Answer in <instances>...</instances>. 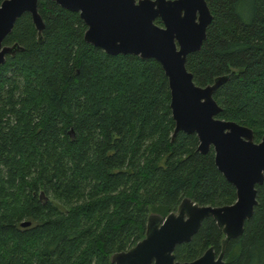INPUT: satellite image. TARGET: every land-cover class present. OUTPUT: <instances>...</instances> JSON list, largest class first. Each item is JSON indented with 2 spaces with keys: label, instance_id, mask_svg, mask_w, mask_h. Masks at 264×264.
Here are the masks:
<instances>
[{
  "label": "trees",
  "instance_id": "16d2710c",
  "mask_svg": "<svg viewBox=\"0 0 264 264\" xmlns=\"http://www.w3.org/2000/svg\"><path fill=\"white\" fill-rule=\"evenodd\" d=\"M211 13L185 66L213 91L216 116L264 133V0H205ZM41 40L28 12L2 43L22 46L0 63V264H114L113 251L143 235L148 212L164 215L182 196L227 204L234 187L211 147L176 131L166 76L153 58L109 54L82 38L77 11L37 0ZM154 21L161 23L156 17ZM70 129V132H69ZM240 235L222 264H264V174ZM21 220H28L21 226ZM221 231L207 216L174 257L189 260Z\"/></svg>",
  "mask_w": 264,
  "mask_h": 264
},
{
  "label": "water",
  "instance_id": "95a60500",
  "mask_svg": "<svg viewBox=\"0 0 264 264\" xmlns=\"http://www.w3.org/2000/svg\"><path fill=\"white\" fill-rule=\"evenodd\" d=\"M77 11L85 28V42L109 54L131 53L153 58L166 76L169 108L176 131L194 132L196 149L213 150V162L234 187L235 198L227 204H202L182 196L164 215L148 212L143 235L125 249L109 254L114 264H222L228 239L241 234L243 223L256 203L255 185L264 174V133L253 140L252 129L231 119L217 117L220 110L212 96L227 78L219 74L204 85L195 84L185 66L186 55L198 50L205 37L211 13L205 0H51ZM37 0H0V63L22 46L3 44L14 20L28 12L41 40L42 18ZM158 17L160 24L154 19ZM70 132V129H69ZM210 216L221 231L220 248L211 245L189 260L174 257L175 244L188 241L201 220ZM29 223L21 220L20 225Z\"/></svg>",
  "mask_w": 264,
  "mask_h": 264
}]
</instances>
